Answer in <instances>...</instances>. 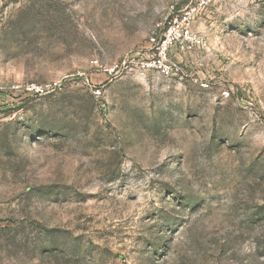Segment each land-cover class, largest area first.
Instances as JSON below:
<instances>
[{"label": "rangeland", "instance_id": "374dc122", "mask_svg": "<svg viewBox=\"0 0 264 264\" xmlns=\"http://www.w3.org/2000/svg\"><path fill=\"white\" fill-rule=\"evenodd\" d=\"M0 264H264V0H0Z\"/></svg>", "mask_w": 264, "mask_h": 264}, {"label": "built area", "instance_id": "2783aa9c", "mask_svg": "<svg viewBox=\"0 0 264 264\" xmlns=\"http://www.w3.org/2000/svg\"><path fill=\"white\" fill-rule=\"evenodd\" d=\"M188 19H189V13L183 14L181 18L174 19L173 22L168 24L166 33L161 37L159 40L156 41V39H150L153 43V46L155 47L157 59L152 63V65L156 68H158L163 74L166 76L169 74L168 68L164 66V61L166 57V53L168 51L169 46L172 44L173 36L177 32L178 26L177 23L180 22L181 24L188 25ZM184 29L183 35L186 37L189 41L195 42L196 37L192 36L188 29ZM198 42V41H197Z\"/></svg>", "mask_w": 264, "mask_h": 264}]
</instances>
